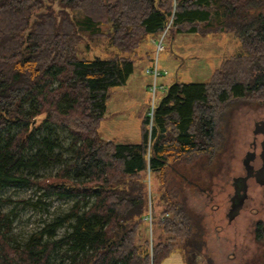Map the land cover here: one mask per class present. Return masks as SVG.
<instances>
[{"label": "trees", "instance_id": "1", "mask_svg": "<svg viewBox=\"0 0 264 264\" xmlns=\"http://www.w3.org/2000/svg\"><path fill=\"white\" fill-rule=\"evenodd\" d=\"M167 27L232 33L242 50L206 82H173L153 118L149 105L140 142L105 139L110 89L127 83L130 54L146 35ZM102 36L116 53L80 57L83 43ZM240 99L264 101V0H0V192L33 191L0 194V206H12L0 208V264H160L178 249L197 258L207 224L192 212L185 184L197 190L207 180L205 188H214L219 118ZM51 167L59 168L40 173ZM149 173L160 182L152 226L157 216L166 237L157 243L139 236ZM55 199L72 203L24 236L15 232L22 211H49ZM256 239L264 240V222Z\"/></svg>", "mask_w": 264, "mask_h": 264}, {"label": "rangeland", "instance_id": "2", "mask_svg": "<svg viewBox=\"0 0 264 264\" xmlns=\"http://www.w3.org/2000/svg\"><path fill=\"white\" fill-rule=\"evenodd\" d=\"M153 35L157 37L153 41L154 48L149 43ZM161 37L162 33L146 35L141 46L137 49V53L130 54L134 58V72L127 83L110 89L106 113L100 125V133L105 139L122 144L141 141V124L152 101L151 92L148 90L146 83L150 82L152 84L154 81L153 76L148 74L146 70L152 67L156 59L157 47L155 41L159 43ZM163 46L164 48L160 50L157 56L161 74L156 79L158 86L163 87H160L157 92L156 103H159L173 82H206L210 79L214 70L220 66L224 57L242 50L240 41L232 33L227 32L201 35L168 30L163 40ZM81 50L80 57L88 59L105 57L117 52V49L109 44V40L105 36L86 41L82 44ZM43 117L44 115L38 116L37 123H40ZM262 121H264V101L236 100L230 102L221 114L219 130L222 136V149L218 152L217 158L212 164L214 166L211 168L214 169V174L217 172L216 177L219 175L220 170H223L224 174L220 180L214 176L212 184L214 187L215 185L222 187L227 182L228 177L241 170L243 160L248 153L252 152L258 155L255 161L256 164H259V156L264 152V147L261 145L264 139V127L261 129L263 134L256 133V131L257 124ZM260 127L258 126L259 129ZM61 136L64 137L65 133L61 132ZM68 141L67 138L64 140L66 144ZM254 141L255 147L251 145ZM200 161L204 162L207 159L202 157ZM58 168L51 167L40 171V173L52 172L55 174ZM182 168L183 171L188 172V166L184 165ZM196 172H193V175L197 180L198 175L195 174ZM189 176L191 175L189 174ZM146 178L149 185L148 211L152 210L153 212V209L150 208V202H153V197L158 200L160 182L157 175H153V178H151L149 173ZM170 179H175V177L170 176ZM151 180L153 181L152 190ZM207 182V180L200 182L199 192L209 190V188H205L209 184ZM185 185L190 194L188 204L192 212L194 214L198 212L204 214V221L207 224L205 238L207 244L197 258L193 257L192 253L184 254L181 249H178L160 264H264V240L257 241L255 232H252L253 226L250 223L248 212H243L241 216L233 221V226H229L228 220L223 219V212L213 213V201L209 197L201 196L195 188ZM253 189L255 190V188ZM0 194L3 197L10 196L18 199L33 195V191L31 188L18 189L10 187L1 191ZM71 203L72 201L69 199H55L49 211H34L32 209L22 211L20 218L15 221V232L24 236L38 228L43 220L51 219L58 207L67 208ZM11 207L9 203L0 206V208H3L2 210ZM159 210L160 208L156 207L157 214ZM156 218L157 216L153 226L147 222L142 224L139 234L140 242L143 243L146 239H153L157 243L166 237ZM217 225H223L224 230L216 232ZM218 233L222 238L218 237ZM225 233L230 236L231 240L227 244L224 239ZM220 244L222 248L221 255L218 253ZM235 244L238 245L237 257L229 258L228 254L232 253Z\"/></svg>", "mask_w": 264, "mask_h": 264}, {"label": "flooded vegetation", "instance_id": "3", "mask_svg": "<svg viewBox=\"0 0 264 264\" xmlns=\"http://www.w3.org/2000/svg\"><path fill=\"white\" fill-rule=\"evenodd\" d=\"M258 126H261L260 129ZM262 127H264V121L257 124L256 133L263 134L261 130ZM251 145L255 147V141L252 142ZM261 145L264 147V139ZM261 155L259 156V164H256L255 160L258 158V155L252 152L248 153L243 160V168L228 177L227 182L224 183L222 187H217L215 185L214 189L211 191L202 190L199 192L200 185L197 184V191L200 195H205L213 201V213L223 212V219L226 218L228 220L229 226H233V221L241 216L243 212H248L250 215V223L253 226L252 232H255V235L257 224L259 222H264V152H262ZM223 174L224 171L220 170L216 178L220 180V178H223ZM253 188H255V190ZM224 228L223 225H217L216 232L223 231ZM227 233L229 234V231ZM227 233L224 234L226 244L231 241ZM218 237L222 238L219 233ZM237 246L238 245L235 244L232 253L228 254L229 258L237 257ZM218 253L219 255L222 253L221 244ZM239 253H241V251H239ZM212 261H214L213 258Z\"/></svg>", "mask_w": 264, "mask_h": 264}, {"label": "built area", "instance_id": "4", "mask_svg": "<svg viewBox=\"0 0 264 264\" xmlns=\"http://www.w3.org/2000/svg\"><path fill=\"white\" fill-rule=\"evenodd\" d=\"M170 25V24H169ZM168 25V27H169ZM168 27L165 29L164 32H162V37L159 41V43H157V41H155V44H156V49H157V56H158V53L160 52V50H162L164 48L163 46V40H164V37L168 31ZM157 56H156V59L154 60L153 62V65L152 67L150 68H147L146 72L148 74H151L154 78V81L152 84L149 85V91L151 92V96H152V101H151V105H150V115H151V118H153V113H154V109H155V106H156V100H157V92L159 90L160 87H163V86H158V83L156 81V79L158 78V76L161 74L160 70H159V66H158V59H157ZM152 120V119H151ZM151 125H152V122H151ZM151 201V199H150ZM150 208H152V203L150 202ZM145 221L152 226V223H153V213H152V210L148 211V213L146 214V216L144 217Z\"/></svg>", "mask_w": 264, "mask_h": 264}, {"label": "crops", "instance_id": "5", "mask_svg": "<svg viewBox=\"0 0 264 264\" xmlns=\"http://www.w3.org/2000/svg\"><path fill=\"white\" fill-rule=\"evenodd\" d=\"M154 39H157V37L153 35V36H151V39H150V42H149L150 46H152L153 48H154V42H153ZM149 85H150V82H147L146 86L148 87V90H149Z\"/></svg>", "mask_w": 264, "mask_h": 264}, {"label": "water", "instance_id": "6", "mask_svg": "<svg viewBox=\"0 0 264 264\" xmlns=\"http://www.w3.org/2000/svg\"><path fill=\"white\" fill-rule=\"evenodd\" d=\"M55 6H56V8H58V5H57V3H55ZM36 17L35 16H33V18H32V22L34 21V19H35Z\"/></svg>", "mask_w": 264, "mask_h": 264}]
</instances>
